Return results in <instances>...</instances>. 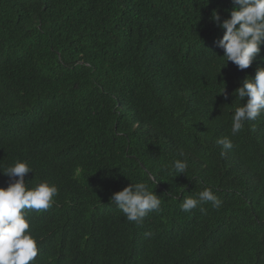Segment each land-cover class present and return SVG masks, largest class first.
I'll use <instances>...</instances> for the list:
<instances>
[{"label":"trees","instance_id":"trees-1","mask_svg":"<svg viewBox=\"0 0 264 264\" xmlns=\"http://www.w3.org/2000/svg\"><path fill=\"white\" fill-rule=\"evenodd\" d=\"M231 7L0 0V169L26 161L28 188H58L47 210H25L32 264H264V113L231 134L251 75L225 66L211 20ZM138 182L161 199L141 223L110 202ZM205 188L219 207L181 210Z\"/></svg>","mask_w":264,"mask_h":264},{"label":"clouds","instance_id":"clouds-1","mask_svg":"<svg viewBox=\"0 0 264 264\" xmlns=\"http://www.w3.org/2000/svg\"><path fill=\"white\" fill-rule=\"evenodd\" d=\"M231 3L228 18L222 19L219 11L214 10L211 20L223 30L222 38L216 44L223 50L221 57L226 58L225 66L231 62L239 70L248 68L251 75L234 92L241 102L247 98L231 116V134L235 136L244 128L245 122L255 121L264 113V0H231ZM220 94L227 98L225 88ZM216 142L224 150L233 146L228 137ZM187 168L186 160L175 159L169 171L180 175L185 174ZM0 172L10 180L6 188L0 187V264H32L38 255V247L29 230L25 210H47L58 194V188L47 181L28 188L25 176L33 170L26 161L17 160ZM110 202L129 222L136 223H141L150 212L159 211L161 206V199L145 182L130 183L112 193ZM207 202L215 207L221 203L209 188L197 193L195 198H184L180 208L189 212Z\"/></svg>","mask_w":264,"mask_h":264}]
</instances>
